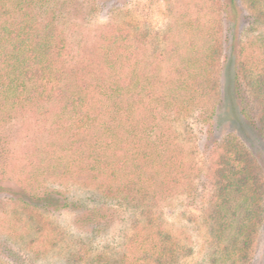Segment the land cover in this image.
<instances>
[{
  "label": "trees",
  "instance_id": "1",
  "mask_svg": "<svg viewBox=\"0 0 264 264\" xmlns=\"http://www.w3.org/2000/svg\"><path fill=\"white\" fill-rule=\"evenodd\" d=\"M222 1L224 18L239 29L245 16L238 0ZM65 15L57 0H0V159L10 150L7 127L15 119L32 120L44 134L26 158L32 166L29 178L16 189L0 181V194L13 195L25 209L77 210V225L97 230L104 219L98 205L59 199L55 194L61 193L47 187L32 188L34 182L44 183V175L59 171V177L98 193L102 199L97 204L129 205L146 219L136 220L126 252L112 255L107 264H177L179 243L152 217L154 208L188 179L173 124L195 110L207 132L215 134L216 51L209 42L200 43L197 34L191 36L184 47L171 50L178 61L162 74L170 51L140 60L142 40L127 41L119 30L108 28L100 43H86L74 52L62 28ZM251 46L249 55L242 46L240 66L251 73L248 84L255 101L239 77L234 93L241 114L264 135V53L255 42ZM226 138L211 148L217 179L207 217L221 251L213 263L242 264L250 258L264 206H256L261 185L250 152L242 146L220 154L239 141L234 133ZM0 251L16 254L4 243Z\"/></svg>",
  "mask_w": 264,
  "mask_h": 264
},
{
  "label": "rangeland",
  "instance_id": "2",
  "mask_svg": "<svg viewBox=\"0 0 264 264\" xmlns=\"http://www.w3.org/2000/svg\"><path fill=\"white\" fill-rule=\"evenodd\" d=\"M57 1L66 14L62 28L67 32L74 52L86 43H100L101 32L108 28L112 32L119 30L127 41L142 40V49L138 53L140 60H151L153 54L163 49L170 51L166 56L168 64H162L164 74L179 58L171 50L184 47L191 36L197 34L200 43L213 45V53L216 51L213 73L218 88L215 97L218 110L212 121L215 134L212 137L207 132L195 110L183 113L173 124L179 142L183 144L188 179L185 185L176 188L173 196L154 208L152 218H157L156 222L162 223L173 241L176 239L179 243L176 246L177 264H216L213 261L220 257V245L211 232V221L207 217L216 189L217 173L211 170L215 162L211 148L216 141L227 140L230 133L239 137L235 145L222 148L220 154L229 149L238 151L242 146L250 152L249 163L253 161L252 166L256 169L253 172L258 175L261 185L256 206H264V135L241 114L234 93L235 78L239 77L249 97L255 101L248 84L251 73H245L240 66L241 48L245 47V54L249 55L251 43L255 42L264 53V0H238L245 16L239 29L231 27L224 18L222 0ZM185 23H189L188 26L177 28ZM185 28L189 29L188 34ZM259 119L256 116V124ZM7 129L12 142L8 147L10 150L0 159V181L16 189L29 178L32 166L26 158L33 155L36 140L40 141L44 134L38 133L32 120L20 118ZM59 174L58 171L52 176L44 175V183L34 182L32 188L42 190L47 187L60 192V195L55 194L59 199L66 196L76 203L98 205L104 215L101 225L93 231L90 227L77 225V210L25 209L13 195L0 194V244H8L16 251L14 255L0 251V264H99L101 260L107 264L112 255L120 257L126 252L136 220H146L141 213L134 211L132 206L111 201L97 204L102 199L98 193L81 186L75 179L59 177ZM188 181L191 182L189 185ZM237 199L240 202L242 197ZM9 237L16 244L8 241ZM252 239L250 258L242 264H264V218Z\"/></svg>",
  "mask_w": 264,
  "mask_h": 264
}]
</instances>
